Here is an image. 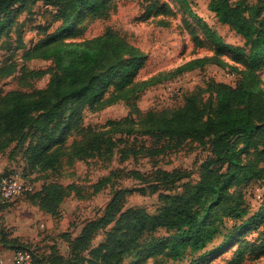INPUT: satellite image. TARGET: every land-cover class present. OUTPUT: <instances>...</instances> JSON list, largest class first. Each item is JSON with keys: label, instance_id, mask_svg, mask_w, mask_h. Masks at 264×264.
<instances>
[{"label": "trees", "instance_id": "16d2710c", "mask_svg": "<svg viewBox=\"0 0 264 264\" xmlns=\"http://www.w3.org/2000/svg\"><path fill=\"white\" fill-rule=\"evenodd\" d=\"M38 1L54 9L53 19L59 25L51 32L47 25L43 29L30 27L35 22L33 15L19 18ZM108 8V0H0V43L4 42L2 50L7 55L0 63V77L18 70L21 84L29 85L27 77L50 73L44 87H19L0 94L2 138H16L32 127L35 141L22 156L38 171L58 167L63 157L71 163L94 155L105 159L115 151L121 157L128 152L151 155L186 140L207 143L210 155L200 163L197 179L182 181L180 190L166 188L158 193L160 205L154 212L143 206H125L131 189L117 188L101 215L88 220L70 243V257L54 253L57 255L47 260L48 264H75L73 256L86 251L92 235L112 221L115 226L106 239L88 250L86 264H121L126 258L130 264H143L149 258L154 259L153 264H206L210 255L228 244L233 251L224 264H242L246 258L263 255L264 189L252 210L244 203L241 188L264 181V82L260 76L264 67V0L253 4L249 0H208V9L243 38L242 45L226 42L200 20L214 54L193 58L165 75L158 72L143 79L137 75L146 62V53L116 30L106 28L81 41L62 38L64 30L85 16H103ZM11 28L16 32L14 45L8 41L11 39L6 41ZM29 28L36 29L37 37L27 43ZM19 49L22 63L17 66L11 56ZM223 53L234 63L221 61L218 55ZM33 59L48 60L51 65L28 67L26 63ZM209 61H219L213 65L232 73L234 84L208 77L203 86L187 92L183 103L173 108L142 111L135 103L147 86L173 73L204 68ZM204 91H209L207 98L202 95ZM119 100L129 106L124 119L111 122L114 126L104 130L87 126L81 138L67 144L70 132L83 129L84 110L95 111ZM139 135L150 143L137 145ZM129 140H133L132 145L127 146ZM167 176L168 181L188 177L161 170L156 182L167 181ZM53 186L48 182L40 191L25 194L37 192L36 203L55 213L60 200L59 194L48 192ZM158 229L164 234L154 235ZM251 232L255 234L248 237ZM216 240L217 245L207 249ZM0 244L12 250H28L30 264H34L31 247L5 227L0 230Z\"/></svg>", "mask_w": 264, "mask_h": 264}, {"label": "rangeland", "instance_id": "374dc122", "mask_svg": "<svg viewBox=\"0 0 264 264\" xmlns=\"http://www.w3.org/2000/svg\"><path fill=\"white\" fill-rule=\"evenodd\" d=\"M255 0H249L253 4ZM109 8L103 16H85L70 29L64 30L62 38L65 40L81 41L102 33L111 28L123 35L129 42L142 49L147 59L139 70L138 79L147 78L158 72L165 73L174 70L185 62L196 58L214 54V46L203 33L200 20L210 27L226 41L242 45L243 38L234 32L228 25L217 20L214 13L208 9V0H108ZM30 10L20 14L21 19L35 17L34 25L43 29L47 25L48 31H53L59 22L53 19L54 9L41 3L34 5ZM31 17V18H32ZM38 22V23H37ZM40 22V23H39ZM37 23V24H36ZM35 28H29L25 33V40L34 41ZM15 29L11 28L6 36L12 45L16 39ZM4 42L0 43V63L7 56L3 53ZM21 50H17L11 59L22 63ZM218 58L224 62L234 63L229 54H219ZM219 63L209 61L204 68L182 73H173L141 91L135 103L142 111L147 109L173 108L183 103L184 95L195 89L197 85L203 86L208 77L217 80L232 81L228 71L219 66ZM28 67L47 68L51 62L44 59H33L26 63ZM19 71L0 77V94L13 88L32 89L44 87L50 73L27 77L29 85H22ZM198 87V86H197ZM207 98L209 91L202 93ZM213 100V95L211 96ZM129 111L128 104L119 100L98 110L86 109L82 114V128L79 132H70L67 144L83 135L84 128L90 126L95 130H104L114 126L113 121L124 119ZM136 119V115H131ZM130 124V121H126ZM119 133L115 136L118 137ZM36 132L29 127L24 135L16 138H2L0 135V175L15 174L21 179L33 183V191H40L42 186L54 183L48 192L59 194L55 213L39 206L37 192L32 196L21 194L0 207V221L13 236L23 241V245L33 250L34 264H48L47 260L60 253L64 258L70 257L71 245L74 238L80 233L88 220L101 215L106 203L113 192L119 187L131 189L126 194L125 206H143L149 212H154L160 205L158 193L167 189L180 190L184 180H195L198 176L200 163L210 155L207 143L186 140L175 148H165L157 154L139 153L132 155L128 152L121 157L118 151L112 156L101 159L96 155L87 158L75 159L71 163L63 162L52 169L38 171L25 162L22 154L25 148L33 143ZM133 140L127 142V146ZM150 142L144 136H138L137 145ZM135 143V141H134ZM174 170L176 175H185L183 179L170 180L167 176L163 183L156 182L160 171ZM155 186V189L152 187ZM264 189V181H254L241 188L244 203L254 210L258 203V195ZM28 193V192H27ZM35 198V199H34ZM33 201V202H32ZM35 202V203H34ZM8 208L7 210H4ZM115 226V221L99 228L92 235L88 249L79 257L73 256L75 264H86L88 250L98 247L109 231ZM154 235L164 234L158 229ZM251 232L248 237L254 235ZM219 240L208 244L207 249L216 246ZM220 248L208 257L206 264H224L231 256L233 247ZM13 250L2 252L5 259H11ZM54 255V256H53ZM79 258V259H78ZM154 259L149 258L143 264H153ZM121 264H130L129 258ZM166 264H172L171 261ZM242 264H264V254L257 258H246Z\"/></svg>", "mask_w": 264, "mask_h": 264}, {"label": "built area", "instance_id": "2783aa9c", "mask_svg": "<svg viewBox=\"0 0 264 264\" xmlns=\"http://www.w3.org/2000/svg\"><path fill=\"white\" fill-rule=\"evenodd\" d=\"M228 77L232 78V81H225L230 84H234V76L232 73H227ZM223 81V80H222ZM34 189L33 183L21 179L15 174L0 176V207L7 202L17 197L18 195L32 192ZM3 224L0 221V230L3 228ZM11 259H5L0 255V264H30L31 254L28 250H13Z\"/></svg>", "mask_w": 264, "mask_h": 264}, {"label": "crops", "instance_id": "0c3cea01", "mask_svg": "<svg viewBox=\"0 0 264 264\" xmlns=\"http://www.w3.org/2000/svg\"><path fill=\"white\" fill-rule=\"evenodd\" d=\"M38 3H41V1H38ZM37 3V4H38ZM42 4V3H41ZM26 41V40H25ZM260 76H261V78H262V80H263V82H264V67L262 68V70L260 71ZM214 78V77H213ZM215 79V78H214ZM217 80V79H216ZM8 208H5L4 210H7ZM0 249H1V251L4 253V252H6V251H9V248H7V247H3L1 244H0Z\"/></svg>", "mask_w": 264, "mask_h": 264}]
</instances>
